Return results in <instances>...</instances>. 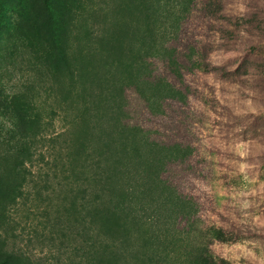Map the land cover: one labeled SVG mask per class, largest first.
Here are the masks:
<instances>
[{
	"label": "rangeland",
	"instance_id": "1",
	"mask_svg": "<svg viewBox=\"0 0 264 264\" xmlns=\"http://www.w3.org/2000/svg\"><path fill=\"white\" fill-rule=\"evenodd\" d=\"M49 1L0 0L8 264H264V0Z\"/></svg>",
	"mask_w": 264,
	"mask_h": 264
},
{
	"label": "trees",
	"instance_id": "2",
	"mask_svg": "<svg viewBox=\"0 0 264 264\" xmlns=\"http://www.w3.org/2000/svg\"><path fill=\"white\" fill-rule=\"evenodd\" d=\"M46 4L48 5V8L50 9V1L49 0H45ZM239 69V65L236 66L232 72L230 71H226L227 75H234L236 74L237 70ZM12 115V114H11ZM92 204H94L95 202H91ZM19 255L18 252L13 251V252H8V251H0V264H8L9 260L11 257Z\"/></svg>",
	"mask_w": 264,
	"mask_h": 264
}]
</instances>
